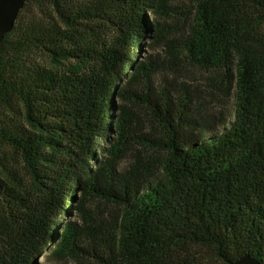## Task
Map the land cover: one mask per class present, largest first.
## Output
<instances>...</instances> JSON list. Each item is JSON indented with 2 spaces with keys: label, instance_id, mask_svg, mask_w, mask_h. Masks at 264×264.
I'll list each match as a JSON object with an SVG mask.
<instances>
[{
  "label": "trees",
  "instance_id": "16d2710c",
  "mask_svg": "<svg viewBox=\"0 0 264 264\" xmlns=\"http://www.w3.org/2000/svg\"><path fill=\"white\" fill-rule=\"evenodd\" d=\"M246 255L264 263V0H29L0 45V264Z\"/></svg>",
  "mask_w": 264,
  "mask_h": 264
},
{
  "label": "water",
  "instance_id": "95a60500",
  "mask_svg": "<svg viewBox=\"0 0 264 264\" xmlns=\"http://www.w3.org/2000/svg\"><path fill=\"white\" fill-rule=\"evenodd\" d=\"M29 0H0V45L5 36L15 26L20 12ZM235 264H264L256 258L246 255L240 258Z\"/></svg>",
  "mask_w": 264,
  "mask_h": 264
},
{
  "label": "rangeland",
  "instance_id": "374dc122",
  "mask_svg": "<svg viewBox=\"0 0 264 264\" xmlns=\"http://www.w3.org/2000/svg\"><path fill=\"white\" fill-rule=\"evenodd\" d=\"M151 52V48L148 45L147 41H143V49L140 56L147 55ZM189 77L196 80H201L202 73L200 70H191L189 73ZM120 104H118L119 106ZM212 114L217 115L219 112H222L226 119H233L234 111H235V101L231 96L229 98H223L218 94V97H215V101L213 103Z\"/></svg>",
  "mask_w": 264,
  "mask_h": 264
}]
</instances>
